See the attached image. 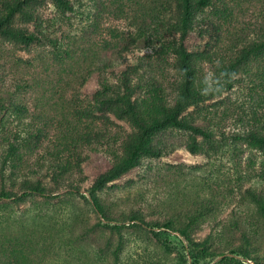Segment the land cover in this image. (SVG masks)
<instances>
[{
  "label": "trees",
  "instance_id": "trees-1",
  "mask_svg": "<svg viewBox=\"0 0 264 264\" xmlns=\"http://www.w3.org/2000/svg\"><path fill=\"white\" fill-rule=\"evenodd\" d=\"M49 3L60 16L72 11L69 0H0V66L17 74L13 94L20 96L19 102L11 95L0 97V173L5 166L10 169V188L15 187L14 179L21 172V196L30 192L48 197L62 190H66L63 194L76 192L82 182V150L91 144L101 145L110 164L86 189L97 221L87 228L86 222L81 225L86 228L83 234L94 227L117 234L106 264H120L119 228L141 225L150 230L160 228L152 231L156 236L160 231L178 236L182 250L177 255L178 264H202L215 256L219 258L214 264H243V259L264 264L250 258L245 245L215 252L208 237L193 238L194 228L226 199V192L219 186L208 198L196 195L189 201L181 199L186 205L182 210L166 202L161 204L164 214L154 222H146L137 210L119 211L116 220L109 205L97 195L107 183L143 160L179 148L191 154L213 148L211 130L195 123L197 113L188 115L185 111L231 90L239 73H244L250 84L246 88L252 105L250 118L235 138L264 154V0H95V13L82 35L65 42L57 40L49 29L50 22L40 14V8ZM100 14L128 19L131 35L125 38L111 29L100 33ZM207 30L212 33L203 49L187 52L183 46L186 34L202 36ZM173 34H178L176 40ZM42 40L50 44L49 56L41 53L38 66L24 62L19 72V60L10 55L7 46L29 48ZM138 43L150 52L118 74L111 72L113 80L108 79L106 71L120 53ZM203 65H207V72H203ZM170 70L173 76L168 80ZM92 72L97 73L98 88L86 100L80 98L79 89ZM229 103L225 98L220 103L222 109L215 104L206 106L214 109L219 120L236 111L237 117L243 118V105L230 108ZM7 111L15 115L19 130L3 119ZM43 168L50 175L49 184L30 180ZM182 168L165 164L155 173V181L149 183L152 187L178 188L186 177ZM150 171L148 166L146 180ZM247 194L264 230V193L249 189ZM1 197L22 200L15 192L5 190L3 184ZM15 242L18 239L12 236L0 239V264H31L30 257Z\"/></svg>",
  "mask_w": 264,
  "mask_h": 264
},
{
  "label": "rangeland",
  "instance_id": "rangeland-1",
  "mask_svg": "<svg viewBox=\"0 0 264 264\" xmlns=\"http://www.w3.org/2000/svg\"><path fill=\"white\" fill-rule=\"evenodd\" d=\"M69 1L72 11H67L64 16L56 14L50 3L40 8L42 18L50 22L49 29L54 32L58 41L79 38L95 13V0ZM109 29L125 38L130 36L133 30L128 19L100 14L98 31L106 34ZM211 33L207 30L205 35L199 36L188 32L183 40L184 48L190 53L201 51L206 42H209ZM172 36L175 40L178 38V34ZM7 50L15 60H19L20 72L24 62L39 64L41 53L49 56L51 48L47 41L42 40L29 48L7 46ZM148 52L150 51L141 43L122 51L119 59L106 71V76L113 80L112 73L118 74ZM202 67L203 72L208 71L207 65ZM171 76L173 73L170 70L168 80ZM16 78L15 72H9L8 67L0 66V97L8 98L11 95L16 102L20 101L19 94H13ZM236 79L237 83L231 90L204 102L200 107H188L185 111L188 115L197 113L195 123L211 130L214 134L213 148H206L205 153L198 154H191L184 148H179L159 158L143 160L140 165L107 183L97 195L109 205L116 220L120 217L119 211L137 210L146 222H154L160 221L161 214H164L159 207L161 204L166 202L182 210L186 205L181 199L189 201L196 195L208 198L214 187L219 186L226 192V199L194 228L193 238L200 240L208 237L215 252H226L230 248L245 245L250 258H257L264 263V230L247 194L249 189L264 193V154L243 140L235 138L236 133L243 131L242 124L250 118L249 110L252 105L246 88L250 86L248 80H245L246 76L239 73ZM241 79L245 80L243 84L238 83ZM97 88V73L92 72L79 89L80 98L90 100ZM225 98L229 99L230 108L237 104L243 105V118L237 117L239 112L236 111L227 119L219 120L218 116L214 115V109L206 106L215 104L222 109L223 105L220 103ZM26 100L27 104H30L31 100ZM3 119H6L13 129H20L12 112L4 113ZM114 121L127 128L125 123ZM81 154L84 157L79 174L82 182L78 191L73 193L63 194L66 190H62L49 197L31 192L21 196L19 186L24 181L21 172L16 175L17 179L13 178L16 184L12 189L10 176H13L10 169L5 166L0 173V184H3L4 189L13 191L16 196L22 198H0V239L10 236L17 238L18 242L15 244L30 257L31 264H106L108 253L117 242V234L105 228L94 227L91 231L82 233L97 221V216L88 203L90 199L86 189L108 168L110 161L104 146L101 145L91 144L85 147ZM165 164L183 167L186 177L180 181L178 188L150 185L149 181H155V173L160 172ZM148 166L151 171L146 180L144 176ZM36 179L49 184L50 175L43 168L30 177V180ZM220 189L217 188V191ZM176 190L179 193H176ZM81 222H86V228ZM120 223L122 222H117ZM158 230L160 228L150 230L144 225L139 228H119L122 235V247L118 253L120 264H178L177 255L182 251L180 239L175 233L165 234L160 231L157 236L152 233ZM37 258L40 259L38 262ZM218 258L219 256H215L202 264H214ZM243 264H253V261L243 259Z\"/></svg>",
  "mask_w": 264,
  "mask_h": 264
}]
</instances>
